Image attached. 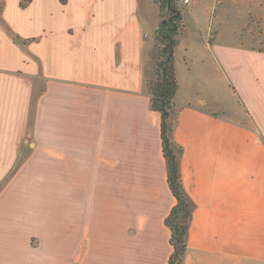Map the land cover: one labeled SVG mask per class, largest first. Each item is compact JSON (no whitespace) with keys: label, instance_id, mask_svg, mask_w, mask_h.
Here are the masks:
<instances>
[{"label":"crops","instance_id":"0c3cea01","mask_svg":"<svg viewBox=\"0 0 264 264\" xmlns=\"http://www.w3.org/2000/svg\"><path fill=\"white\" fill-rule=\"evenodd\" d=\"M241 6L264 25L263 0L219 1L203 45L181 46L180 10L173 138L192 203L182 264H264V47L246 44L245 14L227 17ZM146 12L141 0H0L15 52L0 56V264H168L175 198L146 85ZM214 70L235 95L232 116L208 101Z\"/></svg>","mask_w":264,"mask_h":264},{"label":"trees","instance_id":"16d2710c","mask_svg":"<svg viewBox=\"0 0 264 264\" xmlns=\"http://www.w3.org/2000/svg\"><path fill=\"white\" fill-rule=\"evenodd\" d=\"M162 19L153 33L156 46L154 74L146 85L150 107L160 113V137L166 161L167 182L175 203L165 218L170 229L169 242L173 248L168 264H182L187 251V236L192 216V203L180 177V157L183 147L173 138L179 107L175 102L178 82L175 71L174 48L180 33V8L177 0H154ZM164 13V15H162Z\"/></svg>","mask_w":264,"mask_h":264},{"label":"rangeland","instance_id":"374dc122","mask_svg":"<svg viewBox=\"0 0 264 264\" xmlns=\"http://www.w3.org/2000/svg\"><path fill=\"white\" fill-rule=\"evenodd\" d=\"M152 3L154 5H151V3H149V1L147 0H141V5L145 6V11H147L146 13L148 14L146 19H144L145 25L143 24L144 27V31L148 33V37L147 39H151L153 37V34H151V26H150V22H151V18H150V10L153 9V6L156 7V9L154 10V17H155V21H157L158 23L160 22V20L162 19L161 14L159 13V9H158V4L154 2V0H151ZM219 1H224L226 4H228L229 2H231L232 0H199L200 3H198V0H193L191 3H189L188 5H184L180 0H177L178 3V7L180 8V10L182 11V17H183V22L185 24L186 30L184 31V35L181 37V46L182 43L185 42V39L189 36L191 38L196 39L198 42H202V45L204 43H206L209 40H211V37L209 38V33L206 32L207 30V24H208V20L210 17H213V13H214V6H216V4ZM264 1V0H263ZM30 2V0H19V4L20 6H26L28 3ZM193 12L190 11L191 8H193ZM245 6H241L240 9L237 12H234V14L231 12L230 15L227 17H233L235 16L236 18H238L240 15L245 14V17H247V19H242L241 23H245L247 21H249L251 24L247 25L248 29H253V31L255 32V40L248 39L246 37L245 42L247 45H252V46H261L264 47V25H261L259 27H257L253 20H257L256 16L248 15L245 11L242 12V9H244ZM149 9V10H148ZM162 15H164V13H162ZM231 20V18H230ZM247 20V21H246ZM195 21L198 22V25L196 27ZM259 21V19H258ZM248 22V23H249ZM157 23V25H158ZM234 24H229L226 25V28L229 27H233ZM3 29L6 30V25L2 26ZM239 28V27H238ZM44 26L43 25H38L36 27L35 33L40 35L44 34ZM202 31V32H200ZM2 32L0 31V56H3L7 53H9L11 56H13L15 54L14 51H9L8 48H6L5 46V42L3 41V36H2ZM213 32V30H212ZM240 32H242L240 30ZM144 33V32H142ZM143 36V34H142ZM223 37H227L226 33H222ZM221 36V37H222ZM155 45V44H154ZM156 47V46H155ZM8 49V50H7ZM179 53L181 52L180 48L178 49ZM200 57L199 55L196 56L195 58H192V61L188 62L192 67L196 66V65H200ZM203 63V62H202ZM205 64V63H203ZM153 75L150 76V78H152ZM206 92L207 94L211 95V99L212 100H208L210 102V104H212L213 107H215L218 111H221L222 109L225 111L226 115L228 116H232L233 110H238V104L235 100V95L234 93L231 91V89L227 86V84L221 79L220 74L217 75L216 71L214 70L213 72V88L210 90L209 87H206ZM208 102V104H209ZM224 106V107H223ZM223 107V108H222ZM25 154H22L21 157H23ZM21 159V158H20ZM14 171L15 170H9L8 173H6V176H12L14 175Z\"/></svg>","mask_w":264,"mask_h":264},{"label":"built area","instance_id":"2783aa9c","mask_svg":"<svg viewBox=\"0 0 264 264\" xmlns=\"http://www.w3.org/2000/svg\"><path fill=\"white\" fill-rule=\"evenodd\" d=\"M190 1H191V0H181V2H182L183 4H188V3H190Z\"/></svg>","mask_w":264,"mask_h":264}]
</instances>
